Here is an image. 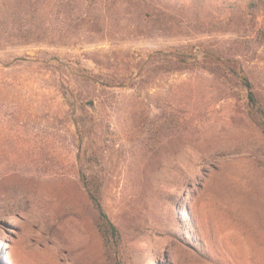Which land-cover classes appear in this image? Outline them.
Here are the masks:
<instances>
[{
    "label": "rangeland",
    "instance_id": "374dc122",
    "mask_svg": "<svg viewBox=\"0 0 264 264\" xmlns=\"http://www.w3.org/2000/svg\"><path fill=\"white\" fill-rule=\"evenodd\" d=\"M20 29L50 38L0 44V177L18 174L0 197V264H107L79 179L88 155L126 264H264V131L244 91L151 57L219 48L264 93V0H0V33ZM77 69L139 75L106 86Z\"/></svg>",
    "mask_w": 264,
    "mask_h": 264
},
{
    "label": "trees",
    "instance_id": "16d2710c",
    "mask_svg": "<svg viewBox=\"0 0 264 264\" xmlns=\"http://www.w3.org/2000/svg\"><path fill=\"white\" fill-rule=\"evenodd\" d=\"M49 36L50 35L45 31L20 29L19 32L12 31L8 34L0 33V44L10 37L22 38L25 42H42L49 40ZM162 52L164 51L154 52L151 57L156 55L158 57L160 56L159 58L162 61H157V64H159V68L165 72H184L192 68H200L221 78L232 88L242 89L245 95V106L248 116L264 131V93L255 89L242 61L238 57L227 56V54L219 48L210 46H205L201 49H196L193 46H185L177 52L173 51L168 55H163ZM18 59L19 58H16V60ZM36 60L41 59L36 57ZM21 62L22 61H9L5 66L18 65V63ZM33 62H38L46 66H54L52 62L55 61L45 60ZM58 63L60 64L59 68L65 66L61 61H58ZM145 64L146 61L142 62V65L139 67L140 74L142 71L141 69L145 68ZM77 71L81 74L85 69H77ZM139 73L136 72V74L124 77L108 76V79H103V74L100 73L97 74V76H87L84 74L80 76L89 81L99 82L106 86H133V80ZM72 120L76 128L78 146L81 148L84 144V138L91 135L90 126L84 115H75ZM80 159L81 158H79V160ZM84 162L86 168L80 169L79 179L93 209V222L102 241L104 260L107 264H126L123 256L125 240L121 228L109 219L103 206L104 179L101 169H96L97 158L93 155H88ZM16 179H18V174L16 173L0 177V197L2 191H4L5 182L9 181L13 183L16 182ZM187 217L189 216L187 215ZM192 223L194 224V221H192ZM189 234L192 235L191 232H189Z\"/></svg>",
    "mask_w": 264,
    "mask_h": 264
}]
</instances>
